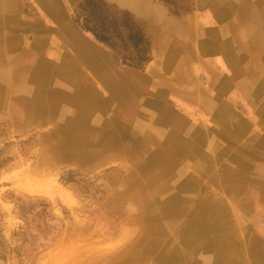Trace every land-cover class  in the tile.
<instances>
[{
    "label": "rangeland",
    "instance_id": "374dc122",
    "mask_svg": "<svg viewBox=\"0 0 264 264\" xmlns=\"http://www.w3.org/2000/svg\"><path fill=\"white\" fill-rule=\"evenodd\" d=\"M137 1L0 0V69L26 70L0 76V264H125L128 249L138 264H264V0ZM151 9L192 30L178 60L156 47ZM69 27L108 59L106 73L70 43ZM65 56L75 65L60 77ZM38 60L48 79L28 75ZM75 83L108 111L81 117L76 135L114 111L137 141L71 152L77 109L50 94Z\"/></svg>",
    "mask_w": 264,
    "mask_h": 264
},
{
    "label": "bare ground",
    "instance_id": "6f19581e",
    "mask_svg": "<svg viewBox=\"0 0 264 264\" xmlns=\"http://www.w3.org/2000/svg\"><path fill=\"white\" fill-rule=\"evenodd\" d=\"M46 1V0H45ZM49 3L51 2V0H48ZM123 2L127 3V4H131V5H134L136 2H138L137 0H122ZM235 2V1H233ZM212 3V2H211ZM52 6H53V3L51 2ZM136 5V4H135ZM3 7L1 9H6V3L2 5ZM53 8V7H52ZM224 8V7H223ZM138 9V8H137ZM152 10V9H151ZM157 10V9H156ZM57 11V10H56ZM157 11H155L154 9L152 10V12L147 16L148 19H149V24L152 26V27H155L156 28V31H155V36H156V39H157V42H156V47L160 48V50H162L167 56H169L171 58V61H174V60H178L176 57H177V53H178V50L179 49H183V45H186L184 42H185V39L186 37H189L190 36V33L192 30H190L189 27H187V25H183L182 23H180L179 21H173V20H167V19H164L162 18V15H158V13H156ZM160 13V12H159ZM162 13V12H161ZM160 13V14H161ZM215 13V12H214ZM157 14V15H156ZM243 14V13H242ZM245 20V19H244ZM188 24V23H187ZM190 25V24H189ZM149 26V25H148ZM70 28V27H69ZM69 28H67V31H66V36L71 40V44L77 48H80V51H82L81 53H83L85 56H88L89 60L93 63V66L95 65L98 69H101L102 72L104 71L106 73V68L103 66V61H107V63L109 62L108 59H106L105 57L103 58L102 56H100V52H97L96 50H94V46H90L86 40H84V38H82L81 36L77 35L74 31L72 32L71 28L69 30ZM151 29V28H150ZM61 33V32H60ZM63 34V33H62ZM64 35V36H65ZM62 38V37H61ZM55 40V39H54ZM57 40V39H56ZM55 40V41H56ZM60 40V39H59ZM68 41V40H66ZM61 42V41H60ZM62 42L65 44L66 47H64L65 49H70L69 45H67V43H65L63 40ZM62 44V43H61ZM97 48V47H96ZM100 50V49H99ZM101 51V50H100ZM181 53V52H180ZM39 54V53H38ZM42 55V54H41ZM48 55V54H47ZM67 55V53L65 54ZM38 56V55H36ZM71 56V55H70ZM70 56H65L63 57V59L61 60L60 64H58L54 69V74H57L59 75L60 77H65V75L68 73L69 70H71L74 65L72 64V59L70 58ZM38 57H42V56H38ZM45 57V56H44ZM72 57V56H71ZM166 57V56H165ZM168 59V58H167ZM183 61V60H182ZM11 62V61H10ZM18 62V61H17ZM39 63L36 64V61L34 62V64L37 65V69L31 73V74H28L31 78H39L40 80H45L48 76V72L49 70H51L48 66V61L47 60H38ZM178 63H181L180 61H178ZM12 65L15 64V63H11ZM18 64V63H17ZM91 64V63H90ZM182 64V63H181ZM92 65V64H91ZM47 67V68H46ZM54 67V65H53ZM23 67L20 66V64L17 65V67L14 69L10 68L8 65H5L3 66L1 69H0V76H4L6 78V80L8 81H12L13 77L15 76L14 74L17 73V72H23L25 73L26 70H23L22 69ZM97 68H96V71H97ZM52 69V70H53ZM14 70V71H13ZM51 70V71H52ZM178 70V69H177ZM32 71V70H31ZM56 71V72H55ZM39 72H43L45 74V77L44 76H41L39 74ZM70 72V71H69ZM103 72V73H104ZM19 73L18 76L20 75ZM52 75V74H51ZM103 75V74H102ZM47 76V77H46ZM106 76V74H105ZM102 77V76H100ZM125 78V77H124ZM133 77H131L132 79ZM17 79V78H16ZM48 79V78H47ZM21 80V79H20ZM51 80V79H50ZM56 80V78H55ZM59 80V79H58ZM66 80V78H65ZM64 80V81H65ZM76 80V79H75ZM123 80V78H122ZM133 80V79H132ZM39 81V80H38ZM124 81V80H123ZM136 81V80H135ZM22 82V80H21ZM24 82V81H23ZM22 82V83H23ZM51 82V81H50ZM78 82V81H77ZM130 82V81H129ZM134 82V81H133ZM132 82V85H134ZM140 82V81H139ZM11 83V82H10ZM22 83H19L18 81V84L17 86L21 87V84ZM52 83V82H51ZM58 83V81H57ZM56 81H54V84H57ZM126 83V82H125ZM1 84V83H0ZM29 84V83H28ZM33 84V83H32ZM36 84V83H35ZM46 84V82H45ZM44 84V85H45ZM67 84V83H65ZM131 84V83H130ZM16 85V83H15ZM43 85V87H44ZM50 85V84H49ZM58 85V84H57ZM56 85V86H57ZM68 85V84H67ZM113 90H117L115 91L116 93H118L121 88H124L126 85H128L127 83L126 84H123V83H119V84H111ZM54 86V85H52ZM136 86H138L136 84ZM4 87V85H3ZM25 87V86H24ZM29 87V86H28ZM46 87V86H45ZM50 87L49 91L52 89L51 86H48ZM135 87V86H133ZM10 88V87H9ZM56 88V87H54ZM2 89V88H1ZM14 89V88H13ZM20 88H18L19 90ZM23 89V88H22ZM21 89V90H22ZM59 89V88H57ZM4 90H5V87H4ZM3 90V91H4ZM16 90H17V87H16ZM28 90V89H27ZM25 90V91H27ZM56 90V89H54ZM1 91V90H0ZM10 91V90H9ZM13 91V90H12ZM48 91V93H50ZM59 91V94H55L54 93L56 92H53L50 94V96H57L60 98L61 100V104L62 105H71L73 106L74 108L77 109V113L76 115L74 113V117L72 116L71 118V122H72V126L70 128V137H69V140L66 141V145L69 147L68 149L71 151V152H75V153H79V154H84L83 151L85 149H87L88 147L90 146H97L99 143H101L102 141H113V140H117V139H121V140H127V139H130V140H134V141H137L138 137L133 135L132 132H131V125H129L130 122H128V119L126 117H122L120 114H115L114 111H113V114L110 113V116L108 119H102V118H98L100 120L103 121V125H101L99 128H97L96 130H92L91 132L90 131H87L84 129V125H83V131H82V134L80 136L76 135V126L78 125V122L79 120H81V117H88V115H90V117H92V114L96 111V110H99V108H103L102 107V101L101 100H98V97L95 93V91L93 90V88L90 86V84H85V85H80L79 83H75L73 87L70 88L69 92H64L62 93L61 90H58ZM6 92V90H5ZM17 92V91H16ZM24 92V90H23ZM22 92V93H23ZM61 92V94H60ZM47 93V94H48ZM1 94V93H0ZM4 94V93H3ZM18 94V93H17ZM2 95V94H1ZM4 96V95H3ZM2 96V97H3ZM19 96V95H18ZM28 96V95H27ZM140 96V95H139ZM26 97V95H25ZM15 99V98H14ZM37 99V98H35ZM139 99V98H137ZM136 99V100H137ZM3 100V99H2ZM19 100V99H17ZM45 100V99H43ZM135 100V99H134ZM36 101V100H34ZM146 101V100H145ZM18 102V101H17ZM33 101H31L32 103ZM102 102V103H101ZM140 102V101H139ZM147 102V101H146ZM144 102V104L146 103ZM15 103V102H14ZM137 103V102H136ZM35 106H37L36 102L34 103ZM119 104V103H118ZM123 104V103H121ZM138 104V103H137ZM16 105V104H15ZM47 106V105H46ZM109 106H112L111 104ZM120 106V104H119ZM130 106V105H128ZM139 106V105H138ZM13 107H16V106H13ZM45 107V106H43ZM43 107H31L30 108V111L31 112H36L38 111V109L40 108H43ZM49 107V106H48ZM63 107V106H62ZM65 107V106H64ZM67 107V106H66ZM127 106H125V109H126ZM132 107V105H131ZM130 107V108H131ZM12 108V107H11ZM19 108V107H18ZM109 108V107H108ZM119 108H123L122 106H120ZM14 109V108H13ZM107 108H103V110L105 111ZM110 109V108H109ZM108 109V110H109ZM17 110V108H16ZM60 110V109H58ZM62 110V109H61ZM60 110V111H61ZM123 110V109H122ZM128 110H131V109H128ZM22 111V110H21ZM44 111L46 112V110L44 109ZM59 111V113H60ZM63 111V110H62ZM74 111V110H73ZM107 111V110H106ZM125 111V110H124ZM127 111V109H126ZM125 111V112H126ZM40 112V110L38 111ZM108 112V111H107ZM122 112V111H121ZM128 112V111H127ZM130 112V111H129ZM57 113V112H56ZM39 114V113H38ZM42 114V113H40ZM108 114V113H106ZM124 114V113H123ZM49 115V114H48ZM57 115V114H56ZM128 115V114H127ZM125 116V115H124ZM134 116V115H132ZM132 116H130L132 118ZM136 116V115H135ZM133 130V129H132ZM132 138H131V137ZM118 143H120L119 141H117ZM67 151V150H66ZM142 168V167H141ZM26 177V176H25ZM24 177V178H25ZM23 179V178H22ZM28 179V178H26ZM34 179V178H33ZM32 179V181H33ZM36 179V178H35ZM48 180V179H46ZM45 180V181H46ZM28 181H31V177H30V180ZM44 181V180H43ZM42 181V182H43ZM41 182V181H40ZM47 182V181H46ZM34 183H38V182H35L34 180ZM33 183V184H34ZM45 183V182H43ZM48 183V182H47ZM45 183V185L47 184ZM50 183V182H49ZM24 184V182H23ZM28 185L29 184H32L31 182L30 183H27ZM39 185L41 183H38ZM37 184V185H38ZM25 185V184H24ZM27 185V186H28ZM35 185V184H34ZM36 185V186H37ZM43 185V184H42ZM44 185V186H45ZM47 186V185H46ZM35 187V186H34ZM34 187H31V188H34ZM38 187V186H37ZM48 187V186H47ZM39 188V187H38ZM41 188V187H40ZM25 189V188H24ZM59 189V188H58ZM57 189V190H58ZM61 189V188H60ZM59 189V190H60ZM30 190V189H28ZM35 190H37V188H35ZM58 190V191H59ZM63 190V189H62ZM60 191L61 193V197L63 196V199L65 201V199L69 201V197H66L68 196L67 194H65V192L63 191ZM39 192V191H38ZM63 192V193H62ZM33 193V191H32ZM35 194V193H34ZM50 194V193H49ZM53 195V193H52ZM134 196V195H133ZM66 202L67 204L68 203H72V202ZM72 201V200H71ZM70 205V204H69ZM72 207V206H71ZM196 212V211H195ZM149 222V221H148ZM152 222V220H151ZM154 222V221H153ZM178 222V221H176ZM140 223V222H139ZM147 223V222H146ZM157 223V222H156ZM158 226V224H156ZM156 226V227H157ZM161 226V225H160ZM161 228V227H160ZM159 229V228H158ZM161 230V229H160ZM137 232V231H136ZM157 232V234H156ZM158 233H160L159 231H157V228H154V226L152 227L151 231L146 233L144 235L145 239H146V242H148L149 245H151L155 239H156V235H158ZM139 234V233H138ZM125 236V235H124ZM131 236V235H130ZM143 231L140 235V238L137 237V240H139V242H141V245L143 243ZM98 239V238H97ZM101 239V238H100ZM124 239L122 238V241ZM106 242V241H105ZM117 244V243H116ZM105 245V244H104ZM108 245V244H107ZM89 247V246H88ZM100 247V246H99ZM99 247H93L95 250H93V252H97L98 251V248ZM102 247V246H101ZM100 247V249H101ZM99 249V250H100ZM140 250V249H139ZM87 253L88 256L89 253H93L92 251H90V249L87 251L86 249L82 250V252ZM135 250L133 249H128L127 253L125 254L126 255H131L129 257V259L126 261L125 264H138V263H141L142 260H139V255L132 258V256L135 255ZM141 252V251H140ZM113 253V252H112ZM94 255V254H93ZM124 256V258H125ZM127 257V256H126ZM123 259V258H122ZM125 260H123L124 262ZM134 261V262H133ZM117 264H121L120 262V259L118 262H116Z\"/></svg>",
    "mask_w": 264,
    "mask_h": 264
},
{
    "label": "trees",
    "instance_id": "16d2710c",
    "mask_svg": "<svg viewBox=\"0 0 264 264\" xmlns=\"http://www.w3.org/2000/svg\"><path fill=\"white\" fill-rule=\"evenodd\" d=\"M85 27H86L89 31L93 32V33L95 34V36H97V38L102 39V36L99 34V32H98L94 27H91V26L88 25V24H86Z\"/></svg>",
    "mask_w": 264,
    "mask_h": 264
},
{
    "label": "water",
    "instance_id": "95a60500",
    "mask_svg": "<svg viewBox=\"0 0 264 264\" xmlns=\"http://www.w3.org/2000/svg\"><path fill=\"white\" fill-rule=\"evenodd\" d=\"M84 40H86V42L89 43V40H87V39H84Z\"/></svg>",
    "mask_w": 264,
    "mask_h": 264
}]
</instances>
